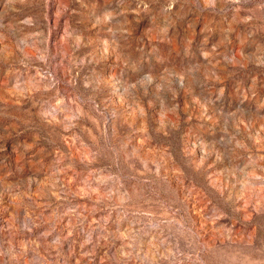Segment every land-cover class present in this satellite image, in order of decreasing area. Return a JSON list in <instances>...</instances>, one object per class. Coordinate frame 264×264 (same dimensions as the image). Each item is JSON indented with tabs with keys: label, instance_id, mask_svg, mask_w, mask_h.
I'll use <instances>...</instances> for the list:
<instances>
[{
	"label": "rangeland",
	"instance_id": "1",
	"mask_svg": "<svg viewBox=\"0 0 264 264\" xmlns=\"http://www.w3.org/2000/svg\"><path fill=\"white\" fill-rule=\"evenodd\" d=\"M0 264H264V0H0Z\"/></svg>",
	"mask_w": 264,
	"mask_h": 264
}]
</instances>
